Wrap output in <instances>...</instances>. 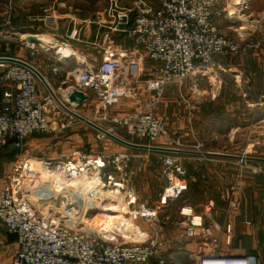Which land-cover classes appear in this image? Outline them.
<instances>
[{
    "label": "built area",
    "instance_id": "built-area-1",
    "mask_svg": "<svg viewBox=\"0 0 264 264\" xmlns=\"http://www.w3.org/2000/svg\"><path fill=\"white\" fill-rule=\"evenodd\" d=\"M248 9V0H231L223 7L221 0H137L127 10L109 8L107 11L115 20L113 29L126 33L132 46H114L106 34L103 61L98 67L78 65L73 72L74 85L68 89L77 88L87 96L90 91L95 93L102 118L124 128L132 137L155 146H160L157 141L165 138L167 144L163 147L178 149L182 146L180 138L170 135L165 120L155 113V106L168 85L183 88L191 80L197 87L201 79L218 81L219 70L225 68L216 63V57L260 48V40H252L243 33L231 36L218 25L219 16L241 18ZM127 17L129 26L120 28L117 21ZM30 19L43 23L50 31L58 29V15L51 6H45ZM7 24H11V19ZM21 37L32 55L43 47L41 41L31 43L24 35ZM61 47L58 45V51ZM9 57L0 54V236L3 230L16 235L19 248L8 264H167L161 234L167 223L182 229L190 238H199L208 248L197 256L195 264H259L255 254L223 251V244L231 243L230 223L223 230L190 206L180 207L176 216L167 210L183 197L191 182L198 181L173 153L163 152L162 175L166 185L152 204L139 200L133 182L136 169L131 167V154L125 152L77 150L66 158L19 156L2 172L5 155L21 148L28 137L58 132L67 125L61 114L68 107L65 94L58 93L37 67L44 79L31 68L8 60ZM147 61L154 66L148 69ZM52 70L59 72L57 66ZM143 73L148 74L143 83V91L151 95L148 98H142L140 86L133 80V76L141 77ZM123 98L136 101L137 108L126 115H111V107ZM195 107L189 105L190 118ZM246 156L245 151L239 155V174ZM57 178L80 179L96 190L109 191V200L126 208L125 215L135 224L134 230L130 233L109 229L96 234L86 226L81 228V220L76 226L69 224L73 214L62 211L65 205L70 206L68 202L53 206L48 199L47 183ZM91 206L82 204L87 219ZM140 220L147 223L153 234L139 224Z\"/></svg>",
    "mask_w": 264,
    "mask_h": 264
},
{
    "label": "crops",
    "instance_id": "crops-1",
    "mask_svg": "<svg viewBox=\"0 0 264 264\" xmlns=\"http://www.w3.org/2000/svg\"><path fill=\"white\" fill-rule=\"evenodd\" d=\"M136 1L0 0V45L1 40L6 42L5 51L0 54L33 64L52 81L59 93L69 81L74 85L73 72L78 65H100L108 42L106 34L114 46H132L133 41L126 33L113 29L115 20L107 10L115 6L127 10ZM230 1L221 0V7ZM248 3L249 9L241 18L219 16L218 25L231 36L243 33L252 40H260V48L235 56L216 57V63L225 68V71L219 70L218 81L201 79L197 87L191 80L183 88L168 85L155 106V113L165 120L170 135L181 140L182 146L173 154H177L189 173L198 178L167 210L176 216L180 207L190 206L223 230L230 223L232 239L230 244H223V251L255 254L259 264H264V0H248ZM45 6H51L57 12L58 29L55 31L30 19ZM16 17L23 19L18 23ZM8 19H11L10 25ZM117 22L120 28L128 27L130 19L120 18ZM38 33L50 35L55 41L54 46L52 50L41 47L36 55H32L21 35ZM7 41H19V44L15 50H10ZM58 45L71 47L73 53L67 58L59 57ZM54 66L59 68L58 74L53 72ZM146 66L150 69L154 63L147 61ZM147 76V73L141 77L133 76L140 86L142 98L151 97L143 91L142 82ZM39 88L46 91L42 84ZM190 104L196 105L192 118L189 117ZM122 106H113L110 114L126 115L137 108V103L128 101ZM96 109L99 111L98 104ZM163 139L166 145L167 139ZM197 144H201L200 149ZM243 151L247 153V159L239 174V155ZM130 154L131 167L136 169L133 182L138 198L155 199L157 196V201L166 185L162 175L163 152L148 150ZM140 225L153 234L145 221ZM129 230L134 229L126 231ZM161 234L165 239L163 254L167 264H195L197 256L208 249L202 240L186 236L182 229L171 223L162 227ZM18 248L16 235L3 230L0 264H8Z\"/></svg>",
    "mask_w": 264,
    "mask_h": 264
},
{
    "label": "rangeland",
    "instance_id": "rangeland-1",
    "mask_svg": "<svg viewBox=\"0 0 264 264\" xmlns=\"http://www.w3.org/2000/svg\"><path fill=\"white\" fill-rule=\"evenodd\" d=\"M150 1L151 3L155 2V0H150ZM230 9L232 8L230 7ZM21 19H23V17H16L15 21L19 23L21 22ZM38 34H43V33H38ZM43 35H47V34H43ZM1 43L2 45H0V51L3 50L5 51L4 47L6 46L5 44L6 42L1 40ZM17 44H19V41L15 43H11V41H7V46H9L10 50H15V48H17ZM143 83L144 81L142 82V84ZM72 85H73V81H69L66 87L69 88ZM63 90L64 89H62L61 91ZM90 94L91 96L80 106L75 104H71V105L67 104L68 110L66 109L65 112L61 113L63 116V120L67 123V125L61 131L52 132V133L43 132L30 136L25 140L24 145L14 152L13 156L4 158L2 165L3 172H6L10 168L12 162L19 156H31V157L49 156V157L66 158V157H70L71 154L77 150L88 153H102L107 151V152H125L129 154L138 151H148L147 149H137L124 145L116 141L112 137L103 134L102 132H100L90 124L86 123L85 121H82L81 119L76 117L72 112L78 113L84 116L85 118L90 119L91 121L95 122L96 124L102 126L107 130L113 127L114 130L113 131L110 130V131L113 133L118 132L119 133L118 136L125 140L139 144H146V145L148 144V142L145 140H140L137 139L136 137H132L126 132L124 128L114 126L111 122L104 120L102 118V111L100 110L99 112L96 109L98 100L96 99L93 92H91ZM128 101L133 102L134 100L123 98L121 103L117 104V107H123L122 106L123 102H128ZM71 116H73L72 117L73 119H71L72 122L69 121ZM165 143L166 141L163 138H160L157 141V144L164 145ZM174 155L178 157L177 154ZM101 193L105 194L106 192L102 191ZM152 195L155 197V194ZM152 198L141 199V200L139 199V200L141 202H147L151 204L154 201H156L154 198L153 199ZM56 201L58 202L59 199H56ZM118 205H120V208L118 210L105 209L102 213H95L90 215L88 214V216L86 215V217H90V219L85 218V214H82L81 212L82 207L80 208L79 206H77L79 208H75L77 210L73 215L74 219H72L69 224L76 226L81 220V222H83L80 226L81 228L86 226L87 230L91 232H93L92 230L95 228L97 229V232H94L96 234H102L103 232L109 229H113L117 231H125L123 226L129 224L131 221H128L126 215L123 213V211L124 212L127 211L125 210L126 208L122 207L120 203H118ZM77 214H79L80 217L79 215L76 216ZM111 216H120L121 217L120 222L122 224L120 223L118 225L116 224V221L114 220L111 221L110 220ZM91 218L93 219L92 221ZM143 222H144L143 220L139 221V223L142 225ZM89 225H91L92 229L89 228ZM134 228H135V224L133 226V229Z\"/></svg>",
    "mask_w": 264,
    "mask_h": 264
},
{
    "label": "bare ground",
    "instance_id": "bare-ground-1",
    "mask_svg": "<svg viewBox=\"0 0 264 264\" xmlns=\"http://www.w3.org/2000/svg\"><path fill=\"white\" fill-rule=\"evenodd\" d=\"M25 37H34L38 39L43 46V48L47 49V47L51 49L52 46H54V40L50 35H43V34H25ZM71 48V47H70ZM69 47H61L59 49V53L63 56L66 57L70 54L73 53V51ZM49 50V49H48ZM52 50V49H51ZM75 54V53H74ZM67 58V57H66ZM66 89L63 90V92ZM110 131V130H109ZM161 153V152H160ZM47 188L50 193L48 199L51 205L53 206H58L62 205L63 202H68V205L62 210L65 212L67 215L69 214H75L76 210L75 208H81L82 204H90L93 205L91 207H97L98 212L97 213H102L105 209H119L120 205L118 203L112 202V200H109V198H112L111 194L107 190H102L103 192H106L105 194L101 193L102 191H99L98 189H94L93 187L90 186L89 183L85 182L84 180H73L69 178H57L54 179L52 183H47ZM57 196L55 197L54 196ZM59 199L57 202L56 199ZM110 201V202H106ZM114 206H113V205ZM112 205V206H110ZM79 206V207H77ZM82 214H86L85 209L81 208ZM124 214L127 213L123 211ZM110 220L116 221V224H120L121 217L120 216H111ZM122 224V223H121ZM125 224V223H124ZM134 224L130 222L127 225H124L123 228L128 230V229H133ZM94 227V226H93ZM89 228L92 229L91 225H89ZM93 232H97V229H93Z\"/></svg>",
    "mask_w": 264,
    "mask_h": 264
},
{
    "label": "water",
    "instance_id": "water-1",
    "mask_svg": "<svg viewBox=\"0 0 264 264\" xmlns=\"http://www.w3.org/2000/svg\"><path fill=\"white\" fill-rule=\"evenodd\" d=\"M28 41L33 43V42H39L38 39L34 38V37H28ZM8 60H12L14 62H18L21 63L29 68H31L40 78L44 79L43 74L33 65H31L30 63L21 60L19 58H14V57H9L7 58ZM63 89H66L63 93L65 94V96L67 97L66 102L71 105V104H75V105H82L85 100L87 99V94H85L83 91L77 89V88H71V89H67L66 86L63 87ZM66 109L68 110V107H66ZM76 117H78L79 119H81L82 121H85L86 123L90 124L91 126H93L94 128H96L97 130H99L100 132H102L103 134L112 137L113 139H115L116 141L133 147V148H139V149H147V150H152V151H162V152H170V153H175L178 152L179 149H174V148H168V147H159V146H155V145H146V144H139V143H135V142H131L128 140H125L121 137H119L118 135H116L115 133L103 128L102 126L96 124L95 122L91 121L90 119L85 118L84 116L72 112ZM11 148H13V145L11 146ZM98 212V208L97 207H90L89 209V215L90 214H95Z\"/></svg>",
    "mask_w": 264,
    "mask_h": 264
},
{
    "label": "trees",
    "instance_id": "trees-1",
    "mask_svg": "<svg viewBox=\"0 0 264 264\" xmlns=\"http://www.w3.org/2000/svg\"><path fill=\"white\" fill-rule=\"evenodd\" d=\"M14 152H15V151H13V152L10 153V154L5 155V157H11V156H13V155H14Z\"/></svg>",
    "mask_w": 264,
    "mask_h": 264
}]
</instances>
